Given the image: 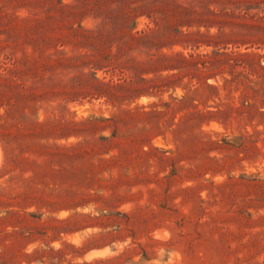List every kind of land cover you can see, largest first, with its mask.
Returning <instances> with one entry per match:
<instances>
[{
  "label": "rangeland",
  "instance_id": "374dc122",
  "mask_svg": "<svg viewBox=\"0 0 264 264\" xmlns=\"http://www.w3.org/2000/svg\"><path fill=\"white\" fill-rule=\"evenodd\" d=\"M83 1L0 0L51 202L27 206L31 239L0 236V264H264V12Z\"/></svg>",
  "mask_w": 264,
  "mask_h": 264
},
{
  "label": "trees",
  "instance_id": "16d2710c",
  "mask_svg": "<svg viewBox=\"0 0 264 264\" xmlns=\"http://www.w3.org/2000/svg\"><path fill=\"white\" fill-rule=\"evenodd\" d=\"M80 3L83 5L84 1L77 0V5L69 7L70 11L80 9ZM263 6L264 0L246 1L249 12H258L253 14L252 18L257 17L259 12H264ZM66 8L67 6H61L59 9L62 15L67 11ZM257 27L261 28V25ZM261 29H264V26ZM29 63L27 58L17 59L10 55H7L0 63V144L6 156V164L3 170H0V196L3 195V200H0V209L4 214L3 223L10 221L13 227L12 231H8L6 226L0 227V236L3 234L4 238L19 236L31 239L35 235V229L28 223V217L39 220L43 214L28 213L27 206L37 203L51 205L50 201L39 196L42 190L36 186L35 182L36 176L39 178L42 176L39 170L42 165L25 156L26 152L32 150L33 137L40 136L37 129L44 125L37 122L38 120H33L31 114L35 112L30 103L25 102V105H21L25 100H30L29 95H32V98L35 97L33 92L28 96L24 94L28 90L27 83L31 82V77L28 78L21 67ZM36 148L41 151L46 148V145H38ZM28 171H32L34 175L25 177Z\"/></svg>",
  "mask_w": 264,
  "mask_h": 264
}]
</instances>
